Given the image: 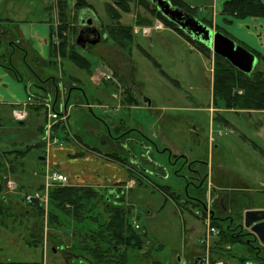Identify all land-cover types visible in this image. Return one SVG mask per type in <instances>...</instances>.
Here are the masks:
<instances>
[{
  "label": "rangeland",
  "instance_id": "1",
  "mask_svg": "<svg viewBox=\"0 0 264 264\" xmlns=\"http://www.w3.org/2000/svg\"><path fill=\"white\" fill-rule=\"evenodd\" d=\"M58 1L50 0V3L58 8ZM87 1L95 8L96 14L102 24H111L113 22L104 4L106 0ZM183 1L188 7L197 10L196 13L193 12L192 14L200 20L202 18L201 14L204 12L201 9L203 1ZM47 2L48 0H0V42L3 48L1 55L4 54V59H1L0 55V61L4 62L5 60V63L11 61L10 66L12 67L13 64L20 76L24 79H26L25 77L32 78L40 89L32 88L42 96V99L46 97L44 88H47L51 95H53L52 93L55 90H53L51 82L46 77H39L40 81H38L35 75L38 76L40 73H44L46 76H56L58 68L55 66H47L45 68L41 62L35 59L36 56L33 50H30L28 56H25L22 50L16 47L12 50L9 45L11 41L13 42L19 37V27H21L24 21L33 22V20L39 19L43 13V8H46ZM67 3L69 6H72L75 0H68ZM107 3H110V0H107ZM129 6V13L121 14V24L130 26L132 31L135 28L140 29L142 27V25L136 23L137 20L150 21L148 24H143L144 26L149 25V27H152L151 25L157 22L143 6L136 3H130ZM70 8L66 7V12L68 11L69 13L71 11ZM78 12L79 10H73L72 17L77 19ZM217 13L220 17H223L221 10ZM205 16L210 19L211 28L217 31L215 27L218 25H213L211 14L208 15L207 13ZM43 18L44 15L41 16V19ZM75 18L72 21V28L76 24ZM159 21L162 23L161 20ZM72 23L70 22V24ZM78 25L76 24V26ZM244 28L247 31L248 24L245 23ZM222 29L233 38L226 35L235 44L239 42L246 44L244 40L238 39L232 32V30L238 28L231 27L230 29L228 27V29ZM5 30L6 33L3 34L4 32L2 31ZM72 30L69 34L62 33L71 41H73L76 35ZM99 30L102 34V28H99ZM248 32L250 31L248 30ZM257 32L253 33V36L254 41H259L257 42L259 47L254 50L261 56H264V30L260 29ZM261 32L262 37L259 36ZM103 34L102 36H104ZM55 36L57 35L55 34ZM132 38L134 44L131 51V62L134 65L133 78L142 85L143 88L140 90L142 97L151 100L155 110L148 111L140 108L130 110L118 108L115 110L114 107L118 104L117 99H113L111 95L114 92L119 97L118 92L113 91L111 87H108L109 85L107 87L95 86L88 79L84 78V71L81 72L72 62L63 61L61 62V75L64 76L69 73L72 75L76 70L83 75L82 84L84 86H82L86 92L88 104L90 106L92 104L91 107L85 105L86 101L80 94L70 98L69 104L72 107L68 110L67 119L64 120V117L59 115L58 120L61 121L57 125L54 124V121H47L48 134L46 133V135L42 134V132L38 135L37 130L38 127L42 128L44 125V118L46 116L44 110L37 111L39 113L31 115L25 126L14 124L10 120L9 110L0 114L3 123L6 124V126L4 124L0 125V204L2 210L5 211L4 215H2L3 217L0 213V262L3 264L17 261L41 262L42 264H69L71 261L74 263L81 261L83 264H89L82 257H77L73 254L74 252L80 253L79 246L85 243V237L88 236L87 232H90V230L96 231L100 224L108 220V214H111L108 208L104 210L99 209L98 215L92 213L94 210L84 212L83 215L85 214L88 218L83 219V221L78 220L72 214L74 212L72 211L61 217L62 223H58L57 230L50 228L48 225L49 211L54 210L53 212H56L55 208L50 205L49 191L54 186H70L68 183L60 185L51 184L49 181L46 182L47 171H54L57 168L51 163V148L60 147L62 143L68 144L65 139H71L73 135L77 136V140L81 143V146H85V151L95 153L99 150L102 153H112L111 145L116 146L115 144H117V142L111 141L114 138L113 136H118L121 132L125 133L127 131L126 127H129L128 125H137L139 127L137 131L148 137V140H151L154 144V146L149 147L154 157L162 159L167 163L170 161L173 165L169 163L167 167L169 172L165 180L152 179L155 184L168 186L171 192L180 196L188 192L189 194L187 195L190 198H197V187L195 188L194 185L188 182L185 183L184 177L188 176L190 171L198 168L199 163L195 162L190 167L188 163L183 164L180 156L183 155L188 161L198 159L204 161L207 159L209 161L208 172L205 169L204 173L208 174V182L211 181L213 184L221 182L224 184V187L245 189L246 191L231 190L228 192L237 197V199H242L245 205L251 207L244 210V212L247 210H264V110L241 111L225 109L222 106L215 108L212 104L211 90L213 53L210 51V58L205 57L202 53L193 49L188 41L171 28L164 26L160 30H153L149 36L132 33ZM101 44L102 41L96 46L87 47L86 50L77 48L76 52L83 54L91 61H95V56L106 54L109 57L107 59L112 68L116 67V63L120 59L119 56H121L123 64H126L127 60L121 53L115 49L104 48ZM23 49L27 50L26 47ZM89 52L93 54L91 56L94 59L88 55ZM96 62H98V59H96ZM255 67H257V70L264 71V62H256ZM127 68H129V65ZM108 72L113 78L112 72L109 70ZM34 90H32L33 93H35ZM187 96H191L194 102H189L190 99L186 98ZM99 104L101 105L99 106ZM194 105L199 108L192 111L188 110V108ZM56 108L58 107L56 106ZM53 111L58 113L56 109H53ZM217 115L222 119L220 123L214 120ZM168 116H172L171 118H174L173 120L176 121V124H180L181 126H184V124H194L202 142L200 144H192L190 134L187 133L185 140L181 134H175L176 132L173 131V140L178 141L180 154H177L179 151H172L171 156L167 153L160 154L159 152H163L166 149L161 138L164 131L160 127L169 118ZM115 126L124 128L117 130ZM53 130H55V134ZM53 136L57 139L54 140ZM109 136L111 140H108ZM135 136V138L140 137V135ZM165 137L169 136L166 135ZM176 137L178 138L176 139ZM208 138L212 139V145L214 146L211 149L209 147L206 148L202 144ZM105 159L116 158H110L109 156L105 157ZM12 170L14 173H12ZM201 170L203 171V168ZM59 172L61 171L59 170ZM63 174L65 173L63 172ZM65 176L69 182L68 176L66 174ZM41 185L43 186L41 189L42 198L40 196L38 200L36 197H32L31 202H28L25 196H35V194L39 193L37 187ZM203 189L207 192L206 196L209 193V197H211L210 195L213 190L208 188L206 182L203 184ZM95 190L98 194L100 193L98 189ZM229 195L226 196L224 202L228 207L232 203L233 198H229ZM206 196L204 197L205 206L211 211L212 206L207 204ZM97 197L91 196L83 201L87 202L85 204L88 206L91 200L98 199L97 201L99 202L100 200ZM35 198L43 211L41 229H38L37 225L33 224L34 221L32 219L33 214L38 211V209L36 211L33 208L32 204ZM132 204L134 206L131 207L132 209L129 213V222L133 223L131 226H133L132 228L135 227V230L137 226L144 227L145 230L138 229L142 233L141 242L143 243L140 250H143L145 252L144 255H147V257L152 255L153 261L163 264H177L175 258L177 254L187 264L196 255H202L206 258L204 264H212L210 262L211 257L215 259L213 264H236L238 259L232 258L231 254L237 256L238 254H245L243 248L241 252L238 250V254L237 252H228L231 259L211 254L210 248L215 243V240L218 239L219 229L223 226V220L218 218H215L216 225L214 226L209 221L210 225L217 230V235L212 236V238L210 237L209 241L205 242V248L203 247L202 249H197L196 252H192L196 250L193 247L197 248L198 244L192 247V244L195 242L189 240L190 230L188 222L192 223L190 233L194 241H196L198 235L201 233L199 243H202L201 238L206 234L207 230L202 219L192 217L189 212L192 211L194 214L195 211L200 210L199 213L197 212L199 215H207L210 213L207 209L203 210L201 207H192L190 205L181 206V210H178L176 213L174 212V214L173 210L169 208H166L162 213L155 211L159 201H156L154 204H146V202H133ZM28 205L32 206L29 207ZM146 210H151L153 213V218H151L152 229L146 224ZM244 212L235 210L231 211L230 214L228 210L223 215L227 214L239 217L241 213V221H243ZM136 216H138V224L135 222ZM218 216L224 217L220 214ZM52 236L60 237L59 241L61 244L55 247V244L52 243ZM36 239L37 242H40L34 244V246L30 245ZM245 239H250V236H245ZM71 246L73 252H71L70 256L66 257L67 254L64 251L61 252V250L65 248L70 249ZM224 249L230 251L229 246L225 245ZM120 250H125L126 253L134 252L129 249L127 251L125 246H122ZM118 252L114 245H112V252H110V257H107L109 259L107 264H125V262L123 263V258L121 259L118 256ZM214 252L216 253V251ZM222 252L224 251L220 252L218 250L220 256H222ZM131 261H134V259H131ZM137 263L146 264L147 260L139 259Z\"/></svg>",
  "mask_w": 264,
  "mask_h": 264
},
{
  "label": "crops",
  "instance_id": "2",
  "mask_svg": "<svg viewBox=\"0 0 264 264\" xmlns=\"http://www.w3.org/2000/svg\"><path fill=\"white\" fill-rule=\"evenodd\" d=\"M67 1L68 0H66V2ZM83 1H85L87 5L90 6V8L79 10L77 19L75 17H72V13L74 10L72 8L73 4L72 6H69L71 7L70 8L71 11H69L71 23L73 21L72 18H75L77 21V24L79 25L82 23L86 24L88 21H90L91 25L97 27L98 29L102 28V25L103 26L107 25V24L101 23L100 18L96 14L95 8L89 3V1L87 0H83ZM200 1H203V4L201 5V9L204 10L205 12L201 14L202 17H204L208 13V15L211 14L212 16V21L214 23L213 25H218L219 27L225 28V29H228V27L230 29L231 27L238 28V29L232 30V32L238 37V39L244 40L246 43L245 45L249 47V49L254 50L259 47V44L257 43L259 41H254L253 33H258L257 30H260V29L264 30V17L247 18L242 21L232 20L231 23H225V21H223V17H220V15H218L217 12L221 10L223 2L226 0H200ZM104 2L106 6L107 0ZM262 3L264 4V0H262ZM43 15H44V18L41 19V16ZM41 16L39 17L38 20L36 21L33 20V22L24 21L21 24V27H19V30H20L19 35H18L19 37L17 38V40H14L13 42L11 41L9 47L12 50H14L15 47L22 50L25 56H28V52L30 50H33L36 56L35 59L41 62V64L45 68H47V66L57 67L58 69H57L56 76H53V75L46 76L44 75V73L42 74L40 73V75L38 76L35 75V78L38 81H40L39 79L42 78V76L46 77L51 82L50 84H52L51 86L53 90H55V92L52 93L53 95H51L49 90L45 88L44 92L46 93V97L42 99L41 98L42 96L39 93H37L36 90L33 89L34 87L37 89H40V88L37 85V83L33 81L32 78L25 77L26 79H24L22 76H20L15 66H13V64H12V67L10 66L11 61H8V63H5V60L4 62L0 61V114L4 113V111L9 110L10 120L14 124L25 126L26 122H28V118L31 115H34V113H39L37 111L44 110V113L46 115L44 118L45 120L44 125L42 128L38 127L37 130H38V135H40L41 132L42 134L46 135V122L47 121L53 122L52 120L50 121L48 118V114H49V111L47 109L48 104L51 109L52 108L54 110L56 109L58 113L63 115L64 120L67 119L66 116H67L68 110L71 109L72 107L69 104L70 98L76 97L77 95L80 94L82 95L83 99H85L86 106L91 107L92 104L90 106V104H88L87 102L86 92L83 89L84 84H82L83 75H81L79 71L76 70L72 75L70 73L64 76L61 75V69H62L61 62L67 61L69 63L71 61L67 57L60 56L59 53H57L56 51L54 52V49H57L59 45V38L57 37L59 22H58V9L56 8L55 5H51L50 0H48L46 8H43V13ZM121 20H122V17L119 20L120 23H121ZM155 20H158V19H155ZM8 22H11V21H8ZM245 23L248 24V30L250 32H248V30L247 31L245 30L244 28ZM79 25L76 26L75 24L73 27L74 30L72 31H74L75 34L78 31L77 29ZM99 25L100 27H98ZM70 26L72 27L73 23L70 24ZM2 32H4L3 34H5L6 30ZM176 33L180 35L178 32ZM55 34L57 36H55ZM65 34H68V32H66ZM259 36L262 37V32L259 33ZM182 38L185 39L183 36ZM101 41H102L101 45L104 48H109L112 50L115 49L116 51L121 53L123 57L127 60L126 64L125 63L123 64V62L121 61L122 60L121 56H119L120 59H118V63H116V67L112 68L111 67L112 65L107 59L109 57L106 56V54L95 56V58L98 59V62H96V59H94L91 56L93 55L92 53L89 52L88 55L92 57L95 61H91L87 57H85L83 54L78 53L79 55L84 57L89 62L88 69L86 70H82L77 67V69H79L81 72L84 71V74H85L84 78L88 79L95 86L107 87L109 85L108 87H111L113 91L118 92L119 97H117L114 94V92H112V95H111L113 99L114 98L117 99L118 104L114 107L115 110L118 108L120 109L125 108L126 110L138 109V108L145 109L148 111L155 110V107L152 105L151 100H149L148 98L142 97L140 93L141 92L140 90L143 88L142 85L138 83L137 81H135V79L133 78L134 65L131 62V52L128 54L126 51L122 50L117 45V43L113 42V40L106 39L105 35L103 36V39ZM72 44L74 46L73 41H72ZM190 45L197 52L201 53L199 50H197L193 46V44L190 43ZM24 47H26L27 50L23 49ZM133 47H134V44L131 47V51ZM74 48L77 51V47L74 46ZM2 52H3V48L0 42V55L2 54ZM1 59H4V54L1 55ZM128 65H129V68H127ZM108 70L112 72V76H113L112 80H101L100 82H97L94 80L93 76L97 71H105L107 73ZM32 90H34L35 93H33ZM27 98H28V101H27ZM186 98L190 99L189 102H192V103L194 102V99H191V96H187ZM100 105L101 104H99V106ZM56 106L58 108H56ZM14 108L24 111L25 113L24 120L20 122L18 121L17 123V121L15 120L16 118L13 114ZM198 108L199 107H195L194 105L193 107L188 108V110L192 111V110H197ZM168 117L169 118H167L164 121V124H162V126L160 127V129L164 131L162 133L161 138L164 143V146L166 147V149H164L163 152H159L160 154L167 153L169 156H171L173 153L172 151H179L177 152V154H180L181 151L178 150V141L173 140V136H174L173 131L176 132L175 134H178V135L181 134L182 137L184 138L185 136H187V133L190 134L192 138L191 139L192 144L193 143L200 144L202 142L200 139L198 130L194 124H188V125L184 124V126H181L180 124H176V121L173 120L174 118H171L172 116H168ZM60 121L57 120V124H59ZM54 122L56 124V121ZM2 124L6 126V124L3 123V120L0 117V125ZM128 126L129 127L125 126L127 128V131L125 134L127 135L128 138H133L135 140H139L140 142L142 141L141 143L144 144L142 147L138 146L135 141L134 142L131 141V143H129L127 146L128 148H126L123 142L120 143L122 139H117V144H115L116 146L111 145L112 153H102L99 150L93 153L92 151H85V146L84 145L81 146V143L77 140V136L73 135V137L71 138L72 140L68 138L65 139V141H67L69 145L62 143L60 147L51 148V160H52L51 163L57 167L55 170L57 171L60 170L61 173L64 172L68 176L69 178L68 185L88 186L91 188L93 187V189L94 188L98 189L100 193L104 195V201L108 204V207L109 205L119 204V206H124L125 208L130 207L129 209H132L131 207L134 206L132 204L133 202H137V203L146 202V204L147 203L154 204L156 201H159V204L155 208V211L162 213V211H164L166 208H169L173 210V213L174 212L176 213L178 210H181L180 207L176 206L171 199L165 196L159 190L158 188L159 185L153 182V180L160 181V180L166 179L167 174L169 172V169H167V167L169 166L170 159L168 160L169 163H167L166 161L162 159H158L157 157H154V155L151 153V150L149 148L150 146H154L152 141L148 140V137H145L142 133L137 131L139 130V127H137V125L135 126L128 125ZM115 127L118 130L124 128L120 126H115ZM53 132L55 134V130H53ZM134 134L138 136L140 135V137L135 138L136 136ZM166 135L169 137H165ZM113 137L114 138H112L111 140L110 139L111 137L109 136L108 140H111L115 143L116 141H114V139L117 136H113ZM178 137H176V139ZM202 144H204L206 148L209 147L211 149L212 147H214L212 145L211 138H208V140L206 139V142ZM110 154H112L113 157L116 159H110V160L105 159V157H109ZM142 154H146V156L150 155L153 158V160L160 163L163 166V168L152 165L147 158H141L142 162L138 164V162L134 159L133 155L141 157ZM39 158L41 159L40 156ZM120 159H122V161ZM180 159L183 160V164H187V163L190 164V162H193V161H188V159H186V157H184L183 155L180 156ZM204 161H202L201 159H198V160H195L194 162L199 163L198 168L200 170L201 168H203V171L202 170L201 171L203 173L204 183L206 182L210 190L212 189L215 191H220V192H225V193H228L231 190L246 191L244 188H243L244 190H242V188L238 189V188L224 187V184L221 182L217 184H213L211 181L208 182V179H207L208 174L207 173L205 174L204 170L206 169L208 172L209 161H207V159H205ZM171 163L170 165H172ZM198 168L194 169L195 171L194 174H196V172H199ZM177 176L179 175L177 174ZM184 180L186 181L185 177H184ZM206 197H209V193H208V196ZM121 198H123L122 201H120ZM189 213L192 217L194 216L197 219L201 220V218L193 214L192 211H190ZM152 215L153 213L151 210H146V213H145V220L147 221L146 224L151 229L153 228L152 220H151V218H153ZM135 222L136 223L138 222V216H136ZM188 225H189L188 228L191 231L190 226L192 225V223L188 222ZM138 229L145 230L143 226H138L136 230ZM190 231H189V237H190L189 240H192L193 242H195L192 244V247L197 246L196 244H198V247H199V248L193 247V249H196V250L192 252H196L197 249H202L203 247L205 248L206 247L205 245L199 243V239H200L199 237L201 233L200 235H198L196 241H194L191 237ZM144 253L145 252L143 250H140V252L138 253L129 252L125 258L123 257V263L125 262V264H138L137 261L139 259L147 260L146 264H153L154 262H156L152 260V255L147 257V255H144ZM118 254H120V252H118ZM196 256H199V255H196ZM195 257H192V258L194 259ZM175 258L177 260V264L179 263L187 264L184 262V259L181 258L179 255L176 254ZM131 259H134V261H131ZM70 260L72 259L70 258ZM81 263L83 264V262ZM0 264H2V262H0Z\"/></svg>",
  "mask_w": 264,
  "mask_h": 264
},
{
  "label": "trees",
  "instance_id": "3",
  "mask_svg": "<svg viewBox=\"0 0 264 264\" xmlns=\"http://www.w3.org/2000/svg\"><path fill=\"white\" fill-rule=\"evenodd\" d=\"M173 6L179 7L186 12L192 14L195 13L197 10L188 7L183 0H169ZM130 3H136L140 6H143L145 10L149 12L154 19L161 20L163 25L169 27L180 35H182L188 42L193 44V46L199 50L205 57H209L210 49L207 48L205 45L192 40L189 36L184 34L179 28H177L174 24L166 20L164 17L157 12L155 7L148 1V0H110V3L106 4V10L108 11L109 17L113 20L111 24H107L105 26L102 25V34L106 36V39H111L113 42L117 43V45L128 54L131 52V47L133 45V38H132V29L130 26L122 25L119 20L121 18V14L129 13L130 11ZM66 7H69L66 0H59L58 1V35H59V45L57 49H54L59 53L62 57H67L76 67L82 70L88 69L89 62L79 55L73 44L72 41L66 38L62 33L71 32L72 27L70 26V15L68 11L66 12ZM74 10L86 9L90 8L87 3L83 0H75V3L72 7ZM221 15H223V21L225 23H231L232 20L242 21L247 18H262L264 17V4L262 0H226L223 2L221 7ZM202 17V16H201ZM74 19V18H72ZM200 20L211 27L210 19L205 16L200 18ZM137 24L144 26L143 24H148L150 21L148 20H137ZM151 25V24H150ZM149 26V25H148ZM217 31L223 33L224 35L229 36L232 38L228 33H226L221 27H215ZM233 39V38H232ZM238 43V42H237ZM244 46L246 49H249L245 44L238 43ZM251 53L255 55L258 61L264 62V56H261L258 52L249 49ZM210 58V57H209ZM213 71H212V104L215 108L218 106H222L225 109H233V110H264V71L257 70V67L250 73H242L232 67L227 60L214 55L213 54ZM216 122H221V118L217 115L214 118ZM18 123V122H17ZM56 127V126H55ZM118 130V129H117ZM121 130V129H120ZM126 133V132H125ZM121 132L120 136L117 137L120 139H124L127 135ZM116 141V139H114ZM117 142V141H116ZM262 152V151H261ZM110 158L113 156L110 154ZM122 161V159H120ZM195 162H190V166L192 167ZM57 171V170H55ZM59 172V171H58ZM178 172V171H177ZM12 173L14 171L12 170ZM42 174V173H41ZM201 177V176H200ZM186 179V177H185ZM203 176L201 177V181L198 183H193L192 185L195 186L197 190V198H190L186 192L182 196L171 192L170 188L167 186H158L159 190L167 196L169 199L173 201L176 206H192V207H201L205 205V189H203L204 179ZM187 183V182H186ZM43 186L37 187L39 193H42L41 189ZM1 192V189H0ZM93 188L90 187H73V186H54L49 191V201L50 205L53 206L54 210H50L48 214V225L50 228L56 229L58 223H62L61 217L63 215L69 214L72 212L78 220L83 221V219H87L88 216L83 215L84 212H88L89 210H94L92 212L95 215H98L99 209L104 210L108 208L111 214H108V217L105 223L100 224L96 231L90 230L87 232V237H85V243L80 244V253L74 252L73 255L77 257H82L84 260L88 261L89 264H107L110 257V252H112V245H114L115 249L120 252L118 256L122 259L125 258L128 253L125 250L121 251V247L125 246L126 250L134 251L135 253L140 252L141 246L143 243L141 242L142 233L139 230H135L132 228L131 223L129 222V213L130 210L128 207L119 206L118 205H109L104 201V195L98 192ZM216 194L217 198L214 200L211 215H210V222L211 225H216L214 215L220 214L222 216L225 211L229 210V213L235 210H240L244 212V210L251 208L243 203V200L237 199L231 193H225L220 191L213 190L212 195ZM230 194V195H229ZM229 195V198H232V205L225 204V198ZM91 196L99 198V202L97 200H91V203H88L87 206L83 200L86 198H90ZM220 199L222 200L220 203ZM123 198L120 199L122 201ZM182 201V202H181ZM33 208L37 211L33 214V221L37 228L41 229L42 224V209L37 202V199L32 201ZM111 204V203H110ZM29 206V205H28ZM32 206V205H30ZM29 206V207H30ZM40 207V208H39ZM87 207V208H86ZM189 209V208H188ZM4 210H2L0 204V213L1 216L4 215ZM231 214V213H230ZM227 215V214H226ZM230 216V215H229ZM3 217V216H2ZM86 217V218H85ZM5 218V217H4ZM233 219V220H232ZM232 219L227 217L226 220H223V226L220 228V233L218 239L215 240V245L211 246V254H216L221 258H230L228 252H238L245 251V254L242 255H234L231 254L232 258H237L236 264H264V252H260L257 249L255 244H253V236L252 234L248 233L249 231L242 227L241 224V213L240 216L236 217L232 215ZM232 222H231V221ZM218 225V224H217ZM56 227V228H54ZM86 234V233H85ZM84 234V236H85ZM57 236V235H56ZM52 236V243L60 245V237ZM245 236H251L250 239H245ZM34 237V236H33ZM255 237V236H254ZM58 238V239H57ZM29 241V240H28ZM32 241V240H30ZM39 241V239H38ZM40 242V241H39ZM37 239L34 240L30 245L39 243ZM258 245V243L256 242ZM111 245V246H110ZM229 246L230 251L224 249V246ZM260 248V246H257ZM243 248V249H242ZM224 249V250H223ZM218 250L224 251L222 252V256L218 254ZM239 250V251H238ZM64 251L68 257L73 252L72 246L70 249H62L61 252ZM216 251V253L214 252ZM227 251V252H225ZM76 259V258H75ZM215 261L214 257H211L210 262L213 264ZM81 262V261H80ZM79 263V261L77 262ZM3 264V263H2ZM6 264H42L41 262H7ZM153 264H160L159 262H154Z\"/></svg>",
  "mask_w": 264,
  "mask_h": 264
},
{
  "label": "water",
  "instance_id": "4",
  "mask_svg": "<svg viewBox=\"0 0 264 264\" xmlns=\"http://www.w3.org/2000/svg\"><path fill=\"white\" fill-rule=\"evenodd\" d=\"M148 1L155 7L162 17L174 24L192 40L205 45L214 55L227 60L228 63L238 71L242 73H250L253 70L257 58L242 45L235 44L234 41L226 35L213 30L201 20L195 18L192 14L179 7L173 6L169 0ZM81 25L82 26L78 29L73 40L75 47L84 50L87 46H94L101 42L103 36L101 35L100 30L91 25L90 21L86 24L82 23ZM133 157L138 164H140L142 160L141 158L148 159L146 154H142L141 157L133 155ZM154 165L163 168V166L156 161H154ZM193 172L195 173V171ZM203 208H205V205ZM243 226L248 229L256 239H258L261 245H264V210L245 211L243 215ZM204 263V257H196L194 261L189 264Z\"/></svg>",
  "mask_w": 264,
  "mask_h": 264
},
{
  "label": "built area",
  "instance_id": "5",
  "mask_svg": "<svg viewBox=\"0 0 264 264\" xmlns=\"http://www.w3.org/2000/svg\"><path fill=\"white\" fill-rule=\"evenodd\" d=\"M161 28H162V24L160 22H156L153 25L154 30H159ZM133 31H134V33L140 32L142 35L148 36L151 32V28H148V27H142L140 29L135 28ZM93 78L97 82H100L101 80H112L111 74L106 73L105 71H97L94 74ZM14 115H15V118L21 120L24 118L25 113L22 110L21 111L16 110V111H14ZM50 117L52 119H55L57 117V115L55 113H51ZM46 178H47L46 182L49 181L51 184L66 185L68 183V180H67V177L65 176V174L58 172V171H47ZM40 196L42 198V194L37 193V194H35V196L26 195L25 198L28 202H31L32 197H36L38 199ZM196 214H198V213L196 212ZM204 221H205V226H206L207 231H206V234L201 238V241L203 243L208 242L209 238L211 236L217 235V230H215V228H213L209 225L208 217L204 218Z\"/></svg>",
  "mask_w": 264,
  "mask_h": 264
},
{
  "label": "flooded vegetation",
  "instance_id": "6",
  "mask_svg": "<svg viewBox=\"0 0 264 264\" xmlns=\"http://www.w3.org/2000/svg\"><path fill=\"white\" fill-rule=\"evenodd\" d=\"M76 24H77V22H76ZM82 25L80 24L79 25V27H78V29L81 27ZM77 29V30H78ZM45 89V88H44ZM52 110H53V108H52ZM115 139H116V141H117V139H120V138H118V137H115ZM131 141H135L136 142V144L138 145V146H140V147H142L144 144L143 143H141L139 140H135V139H133V138H128V137H125L124 139H122L121 140V142L120 143H122L123 142V144L126 146V148H128L127 146H128V144L131 142ZM148 157V160L150 161V163L152 164V165H154V160H153V158L150 156V155H148L147 156ZM156 167H158V166H156ZM191 167V166H190ZM198 170H199V172H197L198 174L196 175V174H194V170H192V171H190V174L188 175V176H186V182H188L189 184H193V183H198V181L200 182L201 181V177L203 176V173H202V171L198 168ZM201 176V177H200ZM211 197H208L207 198V204L208 205H210V206H212L213 205V202H214V200H216V198H217V196H216V194H214V195H212V193H211V195H210ZM221 199H220V203H221ZM211 212V211H210ZM227 217H229V218H231L232 219V216H229V215H225L224 217H221V216H218V214L216 213L215 215H214V218H218V219H222V220H226V218ZM233 220V219H232ZM231 221V220H230ZM232 222V221H231ZM241 224H242V227L243 228H245L244 226H243V221L241 222ZM246 229V228H245ZM248 230V229H247ZM249 231V230H248ZM248 233H250V232H248ZM250 234H252V233H250ZM253 235V234H252ZM251 237V236H250ZM252 242H253V244H255V246L254 247H256L257 249H259V251L260 252H264V245H261L260 244V242L258 241V239H256V237H254L253 236V238H252ZM256 242L258 243V245L256 244ZM257 246H260V248L259 247H257ZM196 257H204V256H202V255H200V256H196ZM195 257V258H196ZM194 258V259H195ZM194 259L191 261V262H188V264L189 263H192L193 261H194ZM70 261V260H69ZM69 264H82L80 261H79V263H74V262H69Z\"/></svg>",
  "mask_w": 264,
  "mask_h": 264
}]
</instances>
